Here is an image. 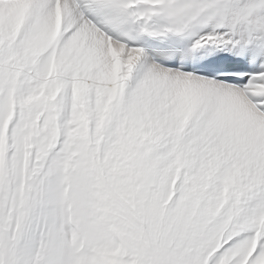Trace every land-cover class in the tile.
Wrapping results in <instances>:
<instances>
[{"label": "snow or ice", "instance_id": "snow-or-ice-1", "mask_svg": "<svg viewBox=\"0 0 264 264\" xmlns=\"http://www.w3.org/2000/svg\"><path fill=\"white\" fill-rule=\"evenodd\" d=\"M0 264H264V0H0Z\"/></svg>", "mask_w": 264, "mask_h": 264}]
</instances>
